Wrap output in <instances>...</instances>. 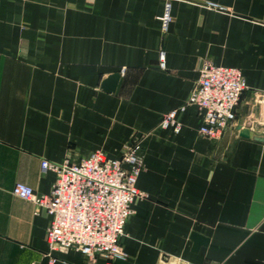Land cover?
Wrapping results in <instances>:
<instances>
[{"label": "crops", "instance_id": "crops-1", "mask_svg": "<svg viewBox=\"0 0 264 264\" xmlns=\"http://www.w3.org/2000/svg\"><path fill=\"white\" fill-rule=\"evenodd\" d=\"M0 0V264H88L45 255L49 217L12 195L49 194L61 163L100 150L118 157L140 140L143 168L120 246L129 264H264V0ZM165 53V69L159 53ZM204 62L238 68L247 89L218 140L179 134L161 117L183 105ZM119 74L116 92L102 89ZM206 244L194 250L192 234ZM97 264H106L98 261Z\"/></svg>", "mask_w": 264, "mask_h": 264}, {"label": "built area", "instance_id": "built-area-1", "mask_svg": "<svg viewBox=\"0 0 264 264\" xmlns=\"http://www.w3.org/2000/svg\"><path fill=\"white\" fill-rule=\"evenodd\" d=\"M164 0L158 17L162 34L168 32L172 21V2ZM159 67L165 69V53H159ZM198 81L186 102L165 113L160 127L179 134L183 125L180 114L192 108L198 114L197 132L208 140L220 139L228 126L235 121V111L246 79L238 68L216 66L204 62L199 68ZM264 107V95L258 98ZM264 135V126L260 128ZM140 140H134L120 156L111 157L100 150L72 162L61 163L43 159L40 172L51 171L55 182L49 194H36L21 182L12 188V195L43 209L49 217L45 233L49 262L57 259L56 253L73 250L83 255L88 264L125 260L120 246L132 206L143 196L138 178L143 168Z\"/></svg>", "mask_w": 264, "mask_h": 264}, {"label": "water", "instance_id": "water-1", "mask_svg": "<svg viewBox=\"0 0 264 264\" xmlns=\"http://www.w3.org/2000/svg\"><path fill=\"white\" fill-rule=\"evenodd\" d=\"M119 85H120V77L119 74L115 73V74H111L104 80L102 84V89L110 93L116 92L118 90ZM237 131L239 137L241 138L251 139L253 141L264 144V136L254 135L249 129L242 128L241 126H237ZM191 239L194 242V250H196L199 246L205 245L207 241L205 238L195 233L191 235ZM113 264H129V263L124 260L116 259L114 260Z\"/></svg>", "mask_w": 264, "mask_h": 264}]
</instances>
